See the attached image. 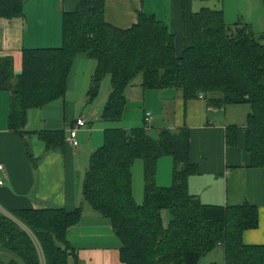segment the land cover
<instances>
[{"label": "trees", "instance_id": "16d2710c", "mask_svg": "<svg viewBox=\"0 0 264 264\" xmlns=\"http://www.w3.org/2000/svg\"><path fill=\"white\" fill-rule=\"evenodd\" d=\"M184 1V0H183ZM105 0H76L61 14V44L24 48L21 69L0 56V91L10 92L8 126L22 133L27 112L63 97L77 56L95 60L86 102L97 95L105 75L110 91L100 118L119 120L125 89L141 75L142 89L174 88L184 101L203 95L208 106L248 104L244 150L250 167H264V29L255 33L243 21L227 24L221 9L201 7L190 14L191 43L176 54L174 34L152 13L138 11L137 21L119 28L104 18ZM24 14V0H0V17ZM145 122V121H144ZM236 125L226 129L227 145H237ZM146 124L106 128L103 142L89 160L82 181V202L110 220L123 264H200L217 246L223 264H264V247L245 244L242 233L258 225L257 207L247 201L207 204L188 191V177L198 172L190 158L186 126L161 128L152 135ZM46 150H63L65 130L35 131ZM27 147L28 157L32 159ZM161 156L172 158L171 184L155 183ZM143 163V202L132 196L131 168ZM169 218L163 222L162 212ZM0 210V252L12 258L1 264H68L75 256L67 231L82 217V205L64 208ZM76 259L75 257L73 258Z\"/></svg>", "mask_w": 264, "mask_h": 264}, {"label": "crops", "instance_id": "0c3cea01", "mask_svg": "<svg viewBox=\"0 0 264 264\" xmlns=\"http://www.w3.org/2000/svg\"><path fill=\"white\" fill-rule=\"evenodd\" d=\"M208 2L212 0H105L104 18L113 26L127 28L137 21L138 11L152 13L164 21L174 34L176 54L191 43L190 14L201 7L220 8L227 24L239 20L249 24L255 33L264 29V0H217L214 6ZM25 4L26 0L24 7ZM75 7L76 0H39L35 6H28L23 16L9 19L0 17V56H11L14 72L19 73L22 49L57 47L61 44V14ZM81 57L74 59L63 97L42 107L29 109L22 133L9 128L10 92L0 91V163L4 166V173L0 172L3 179L0 185V210L6 212L27 207L72 210L81 204L82 217L67 231V239L76 258L71 257L68 264H123L119 260V242L110 220L82 202V181L88 164L82 149L66 143L61 151L46 150L45 143L35 133L41 129L62 128L67 133L69 126L79 117L86 121L76 131V137L80 139L82 129L91 125L85 109H82L90 79L84 74L80 76ZM129 87H138L140 93L148 91L142 89L140 82H132L124 94ZM159 91L156 94L159 98V109L155 111L157 125L148 124L149 129H156L157 132L164 127H188L190 158L198 167V172L188 177V191L207 204L247 201L255 205L258 225L244 230L242 240L245 244L264 247V167L247 166L249 159L244 150V131L241 129L246 119L245 122H237L232 114L234 110H230L229 105L208 106L204 98L184 101L176 89ZM229 125L240 128L235 146L227 145L225 141ZM92 131L90 127L89 132ZM25 143L29 145L32 159L28 157ZM164 157L158 158L156 164L155 183L159 186L171 184L170 160L169 166L161 174L162 162H167ZM138 193V186L134 190L132 181V196L136 203ZM216 248L221 252L214 255L221 261L202 263L200 260V264H223L222 247ZM0 255L5 260L13 257L10 253L0 252Z\"/></svg>", "mask_w": 264, "mask_h": 264}, {"label": "rangeland", "instance_id": "374dc122", "mask_svg": "<svg viewBox=\"0 0 264 264\" xmlns=\"http://www.w3.org/2000/svg\"><path fill=\"white\" fill-rule=\"evenodd\" d=\"M38 2L39 0H26V4H25L26 6L24 7V12L28 6H35ZM216 2L217 0H212L211 3L209 2L208 3L211 6H214L216 5ZM217 9H220V8H217ZM81 58L82 60L80 61V76L84 74L85 76H88L90 79L91 75L94 72L95 66H96L95 60L85 58V57H81ZM140 80H141V75H137L132 80V82L139 83ZM135 89L136 91H134ZM171 89H174V88H171ZM147 90L148 91H145L144 93H140V89H138V87H129L126 90L125 105H124V110H123L121 118L115 121H102L100 118V113L102 111L105 101L108 98L109 91H110L109 75H105L102 78L98 93L94 97V99L90 102V105L89 103L83 102V106H82V109H85V112L87 113L86 118L87 120H89V122H91V125L89 124L87 127H84L82 129L80 139L76 137L78 140V144H79L78 148L82 149L81 152H83L85 156L87 157L88 164H89V160H90V156L92 152L102 144L103 131L106 128H117V127L124 128L130 125H140L141 123L143 124L144 122H143L142 114L144 113V111L149 112L151 115V118L148 124L157 125L156 124L157 122H155L156 121L155 111L159 109V98L157 97L156 94H159L160 91L156 89H147ZM228 108L230 110H234V113L232 114L236 116L237 122L239 123L245 122L246 110H249V105L245 103L233 104V105H229ZM219 114H220V117L223 118V115H222L223 112L220 111ZM90 127L93 129L92 132H89ZM149 132L152 135H156V129L149 130ZM164 158H167L165 159V161L167 162H162V164L164 165H163V168L161 169V174H163V172L166 170V167L169 166V160L170 162H172V158L170 156H165ZM131 177L133 181L134 190L136 189V185L138 186L139 196H138L137 202L138 204H140L143 202V196H144V193H143V163L141 159H135L134 164L132 165V168H131ZM162 218H163L164 224H166L169 218V213L166 210L162 212ZM218 252H221V251L218 248H215L213 251L204 255L201 259L202 263H204V261H209V260L215 261L217 263L221 261V260H218L219 258L214 255L215 253H218ZM1 253H9V252L1 250ZM222 254L223 253H221V255Z\"/></svg>", "mask_w": 264, "mask_h": 264}, {"label": "built area", "instance_id": "2783aa9c", "mask_svg": "<svg viewBox=\"0 0 264 264\" xmlns=\"http://www.w3.org/2000/svg\"><path fill=\"white\" fill-rule=\"evenodd\" d=\"M198 97L203 98V95L200 93ZM150 118H151L150 113L145 112L144 113V121H145L146 125H148ZM85 124H86V121L83 118H79V117L76 118L74 123L72 125H70L69 128L67 129V133L65 136L66 143H69L73 147H78L79 144H78V141L76 139V131L78 128L84 126ZM0 172L4 173V166L2 163H0ZM2 184H3V179L0 177V185H2ZM5 213L8 214L7 212H5ZM40 264H45L44 259L42 258V255L40 256Z\"/></svg>", "mask_w": 264, "mask_h": 264}]
</instances>
